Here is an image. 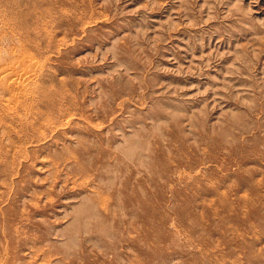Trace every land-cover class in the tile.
<instances>
[{
    "label": "rangeland",
    "instance_id": "1",
    "mask_svg": "<svg viewBox=\"0 0 264 264\" xmlns=\"http://www.w3.org/2000/svg\"><path fill=\"white\" fill-rule=\"evenodd\" d=\"M0 78V264H264V0H0Z\"/></svg>",
    "mask_w": 264,
    "mask_h": 264
},
{
    "label": "bare ground",
    "instance_id": "2",
    "mask_svg": "<svg viewBox=\"0 0 264 264\" xmlns=\"http://www.w3.org/2000/svg\"><path fill=\"white\" fill-rule=\"evenodd\" d=\"M13 50H14V49H13ZM22 64H24V63L22 62ZM9 65H12V64L9 63ZM12 67H13V65H12ZM5 68H6V66H5ZM7 68H8V67H7ZM9 68H10V67H9ZM29 68H30V67H29ZM16 69H17V68H16ZM10 70H11V69H9V72H10ZM12 70H13V69H12ZM27 70H28V69H27ZM21 71H22V70H21ZM14 72H15V71H14ZM5 73H6V72H5ZM20 73H21V72H19V74H15V75H19V76H16V77L19 78V77H20ZM22 74H23V73H22ZM15 75H14V76H15ZM28 75H29V74H28ZM28 75H27V76H28ZM4 76H5V75H4ZM10 76H11V75H10ZM14 76H12V77H14ZM23 77H25V76H23ZM10 78H11V77H10ZM18 78H17V80H19V79L22 78V77H20L19 79H18ZM27 78H28V77H27ZM2 79H3V77H2ZM24 79H25V78H24ZM24 79H23V80H24ZM0 80H1V78H0ZM3 81H4V80H3ZM11 81H12V80H11ZM19 81H20V80H19ZM19 81H14V80H13V82H12L13 86H14V85L16 86L17 84H20ZM9 82H10V81H9ZM9 82L7 81V83H9ZM22 83H24V82H22ZM26 83H27V82H26ZM9 84H10V83H9ZM5 85H6V83H5ZM19 86H20V85H19ZM3 87H4V86H3ZM10 87H11V86H10ZM13 88H14V87H13ZM13 88H12V89H13ZM23 88H24V87H23ZM23 88H22V89H23ZM27 88H28V87H27ZM32 89H33V88H32ZM29 90H30V89H29ZM19 91H20V90H19ZM21 91H22V90H21ZM15 92L17 93V90H16ZM24 93H25V92H24ZM28 93H29V91H28ZM30 93H31V92H30ZM13 95H14V94H13ZM13 95H12V96H13ZM23 95H24V94H23ZM36 95H37V93H36ZM38 95H39V94H38ZM9 96H11V95H9ZM17 96H18V93H17ZM19 96H20V95H19ZM24 96H25V95H24ZM31 96H32V95H31ZM13 97H14V96H13ZM13 97H12V98H13ZM25 97H26V96H25ZM32 97H33V96H32ZM9 98H10V97H9ZM16 98H17V97H16ZM29 98H30V96H29ZM35 98H36V97H35ZM10 99H11V98H10ZM14 99H15V98H14ZM33 99H34V98H33ZM37 99H38V98H37ZM37 99H36V100H37ZM15 100H16V99H15ZM21 101H22V100H21ZM31 101H32V100H31ZM7 102H8V101H7ZM10 103H11V102H10ZM13 103H14V102H13ZM33 103H34V101H33ZM14 104H15V103H14ZM19 104H20V103H19ZM28 104H29V103H28ZM31 104H32V103H31ZM17 105H18V104H17ZM5 106H6V105H5ZM10 106H11V105H10ZM15 106H16V105H15ZM28 106H29V105H28ZM11 107H12V106H11ZM17 109H18V108H17ZM34 109H35V108H34ZM0 111H1V110H0ZM11 111H12V109H11ZM17 113H19V110H18ZM28 113H29V112H28ZM18 115H19V114H18ZM21 117H22V116H21ZM44 119H45V118H44ZM16 120H17V119H16ZM68 120H69V119H68ZM29 121H30V120H29ZM31 122H32V120H31ZM42 122H43V121H42ZM55 123H56V122H55ZM37 127H38V126H37ZM15 128H16V126H15ZM19 128H20V127H19ZM38 129H39V128H38ZM39 131H40V130H39Z\"/></svg>",
    "mask_w": 264,
    "mask_h": 264
}]
</instances>
